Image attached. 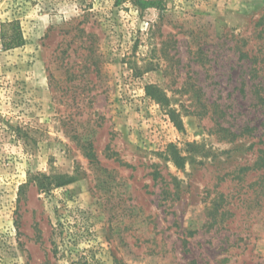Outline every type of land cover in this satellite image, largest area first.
<instances>
[{
	"label": "rangeland",
	"instance_id": "rangeland-1",
	"mask_svg": "<svg viewBox=\"0 0 264 264\" xmlns=\"http://www.w3.org/2000/svg\"><path fill=\"white\" fill-rule=\"evenodd\" d=\"M136 1L0 0V264H264V0Z\"/></svg>",
	"mask_w": 264,
	"mask_h": 264
},
{
	"label": "trees",
	"instance_id": "trees-1",
	"mask_svg": "<svg viewBox=\"0 0 264 264\" xmlns=\"http://www.w3.org/2000/svg\"><path fill=\"white\" fill-rule=\"evenodd\" d=\"M123 3V0H117V5H120ZM137 6L142 9V10H147V9H161L160 7V2L155 1V0H137L136 1ZM150 90V88H148ZM149 94L150 91H149ZM219 132L223 134H229V136H232L233 138L236 137L238 134L231 132L229 129L221 127ZM228 136V135H227ZM177 164H180L181 162L176 161Z\"/></svg>",
	"mask_w": 264,
	"mask_h": 264
},
{
	"label": "built area",
	"instance_id": "built-area-1",
	"mask_svg": "<svg viewBox=\"0 0 264 264\" xmlns=\"http://www.w3.org/2000/svg\"><path fill=\"white\" fill-rule=\"evenodd\" d=\"M0 47H1V45H0Z\"/></svg>",
	"mask_w": 264,
	"mask_h": 264
}]
</instances>
